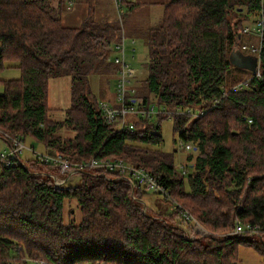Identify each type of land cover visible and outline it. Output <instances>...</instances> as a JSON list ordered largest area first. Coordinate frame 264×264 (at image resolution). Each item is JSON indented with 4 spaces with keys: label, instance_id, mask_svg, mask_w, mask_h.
<instances>
[{
    "label": "trees",
    "instance_id": "1",
    "mask_svg": "<svg viewBox=\"0 0 264 264\" xmlns=\"http://www.w3.org/2000/svg\"><path fill=\"white\" fill-rule=\"evenodd\" d=\"M65 3L0 0V70L12 62L20 72L1 80L0 130L23 143L30 137L71 162L121 159L142 167L168 190L169 196L155 193L172 209L144 206L148 191L117 173L107 179L104 168L85 167L74 182L56 185L50 166L36 157L0 163V264H236L241 245L264 259V241L228 235L236 219L264 223V29L260 77L252 74L238 88L241 78L231 73L233 66L249 68L232 55L241 47L243 22L264 15V0L163 3L158 24L143 33L147 75L134 95L165 110L152 120L134 119L132 130L105 122L89 82L90 75H116L106 57L125 34L122 18L64 25ZM62 75L70 78V100L56 120L49 117L48 87ZM170 115L178 139L196 151L186 157V175L173 152L156 148L163 142L160 123ZM63 127L73 135L62 136ZM66 201L76 202L79 222ZM175 202L211 235L187 238Z\"/></svg>",
    "mask_w": 264,
    "mask_h": 264
},
{
    "label": "rangeland",
    "instance_id": "2",
    "mask_svg": "<svg viewBox=\"0 0 264 264\" xmlns=\"http://www.w3.org/2000/svg\"><path fill=\"white\" fill-rule=\"evenodd\" d=\"M68 2L72 3L73 0H67ZM168 0H134L133 6L129 10H125L121 14V18L123 20V31L126 34H122L123 36H127L126 39L127 47H126V54L125 59L129 63L130 67L135 71V77L132 81V87L137 89L143 82L142 80L147 75L146 70V62L148 59L147 56V49L145 46V38L144 32L151 26L158 24L161 14H162V5L163 3L167 2ZM82 2H78L76 5V15L74 12L67 11L66 6L63 7V10L60 13L62 22L64 25L68 26H75L80 25L83 20L87 19H94V20H111L117 17V10L115 7V3L113 0H110L108 4L107 0H104V7L99 10H92L89 9L87 15L83 17V7H78L81 5ZM90 3V2H89ZM88 7V2H87ZM91 8V7H90ZM87 9V10H88ZM99 11V14L96 12ZM239 12L244 13L245 8L240 7L238 9ZM79 15V16H78ZM256 13L251 14L244 22V26L248 27V30L244 32L240 39L241 45H246L248 49H243L240 47L236 52H240V55L243 57H248L250 54V47H259L260 45V36L258 35L257 30V23H256ZM121 21V20H120ZM133 29L135 32V41L133 43L131 35L129 32ZM121 35V36H122ZM240 45V46H241ZM134 46V50L131 51V48ZM133 56V57H132ZM232 61L234 62V56L232 55ZM7 65V66H6ZM4 69L0 70V94L4 92V84L1 80H8V79H15L20 76V72L16 67H13L14 63L7 62ZM114 65V64H112ZM232 74H235V77L241 78V81L247 80L252 75V69L250 68H242L239 67H232ZM238 70V71H236ZM236 71V72H235ZM91 76V77H90ZM89 76L90 86L96 95L98 100H110L114 97V90H115V80L116 75H110L111 79L107 80L104 76ZM109 77V78H110ZM232 79H230L231 81ZM229 83V81H228ZM70 100V78L68 75H62L57 77H52L49 80V87H48V104L51 107L49 112V117L61 120L64 118V110L66 107L69 106ZM150 101H155L153 95H150ZM156 110L161 109L162 107H158L155 105ZM155 117V116H154ZM59 133L62 136H72L73 132L66 127H63L59 130ZM160 134L162 135L163 142L160 146L156 147L166 152H173L174 157V165L179 167L181 164H189L186 157L189 154L193 156L196 154L194 148L192 149H180L178 148V134L173 130V117L170 115L163 119L160 123ZM6 133L0 130V152L8 150V143L6 140ZM24 145L26 147L33 146L34 152L29 151L28 149L24 148L19 155V158L22 162L29 158H35L37 153L45 152V147L35 141L34 139L27 137L24 140ZM36 152V153H35ZM50 169L54 170L52 167ZM51 170V173L48 175H55L54 171ZM107 179L113 178V176L105 175ZM70 181L68 183H72L77 179V176L70 177ZM186 178V177H185ZM132 195L134 192L132 190ZM66 201V208L72 207V219L75 222H79L81 219V215L79 212L78 207H76V202ZM142 203L144 206L146 205L148 208H152L154 210L160 211H170L172 209L171 202L163 201L162 195L157 194L153 191H148L144 196ZM146 208L144 209L145 212ZM65 217H67L65 215ZM221 235V234H220ZM216 235V236H220ZM252 240H259V238H254ZM236 264H264L263 257L257 252V250L252 246H244L241 245L237 249V256H236Z\"/></svg>",
    "mask_w": 264,
    "mask_h": 264
},
{
    "label": "built area",
    "instance_id": "3",
    "mask_svg": "<svg viewBox=\"0 0 264 264\" xmlns=\"http://www.w3.org/2000/svg\"><path fill=\"white\" fill-rule=\"evenodd\" d=\"M117 10V15L121 20V14L125 11L124 5L129 0H113ZM258 35H262L264 29V15L261 14L256 19ZM248 30V27H244V32ZM126 37L121 38L113 42L110 46V51L106 57V61L116 65L117 73L115 80V95L114 101L109 102L106 100H98L97 106L102 114L106 123L116 124L118 130L135 128L134 119L146 118L152 120L153 116L158 112H163L165 109H157L153 104L145 103L143 97L135 96V88L132 87V81L135 77V71L130 67L129 63L125 59L126 54ZM261 43V42H260ZM243 49H248L246 45H241ZM250 55L257 59L256 69L252 72L256 78L260 77L259 72V47H250ZM248 84V79L240 82L236 87L240 88ZM203 113V112H200ZM250 121V120H249ZM9 139L8 150L0 152V163L5 166L13 164L15 161H22L19 158L20 153L24 148L34 152L33 146L26 147L23 142L14 137L6 136ZM178 148L180 149H192L193 144L190 142H184L178 139ZM36 153V152H35ZM39 161L49 165L54 170H57V174L51 175L56 185H61L66 182L67 179L74 176L78 172L82 171L85 167L104 168L106 174L117 173L118 178L123 179L129 183L133 188L139 186L146 191H158L165 196H169L168 190L160 183V181L151 173L143 169L131 165L121 159H105L97 160L91 159L86 162H71L63 157L59 152L54 153H37L35 156ZM183 175H186L185 165H179ZM102 175L104 173H101ZM105 175V174H104ZM106 175V176H107ZM174 207L180 212L181 218L188 226L184 228V234L187 238L193 239L196 237L210 236L211 233L205 229L196 218L184 207L175 202ZM228 235H243L247 238L254 239L259 238L264 241V223L244 222L240 219H236L234 226ZM36 264H44L43 262H37Z\"/></svg>",
    "mask_w": 264,
    "mask_h": 264
},
{
    "label": "crops",
    "instance_id": "4",
    "mask_svg": "<svg viewBox=\"0 0 264 264\" xmlns=\"http://www.w3.org/2000/svg\"><path fill=\"white\" fill-rule=\"evenodd\" d=\"M134 0H130V2L133 3ZM78 2H82L81 5H78V7H83V17H85L88 13H89V9H92V10H99V9H102L104 7V0H73L72 3L68 2L66 0V3H65V6H66V9L67 11H70V12H74V14L76 15V4ZM87 2H88V7H87ZM90 2V3H89ZM108 4L110 3V0H107ZM91 7V8H90ZM89 8V9H88ZM163 8V7H162ZM88 9V10H87ZM125 10H127V5L125 6ZM96 14H99V11L96 12ZM79 16V15H78ZM114 19V18H113ZM135 32L133 31V29L129 32V34L131 35V38L129 39H132L133 43H134V39H135ZM126 34V32H125ZM127 38V36H125ZM128 39V38H127ZM134 50V46L131 48V51ZM234 58H237L240 55V52H234L233 54ZM133 57V56H132ZM115 95V94H114ZM113 99H111L112 101L114 100V97H112Z\"/></svg>",
    "mask_w": 264,
    "mask_h": 264
},
{
    "label": "water",
    "instance_id": "5",
    "mask_svg": "<svg viewBox=\"0 0 264 264\" xmlns=\"http://www.w3.org/2000/svg\"><path fill=\"white\" fill-rule=\"evenodd\" d=\"M234 63L243 67H249L252 71H254L257 66V59L249 54L248 57L239 56L234 58Z\"/></svg>",
    "mask_w": 264,
    "mask_h": 264
}]
</instances>
